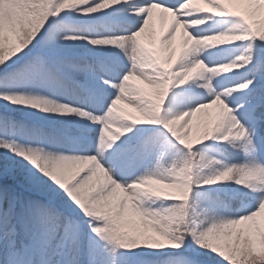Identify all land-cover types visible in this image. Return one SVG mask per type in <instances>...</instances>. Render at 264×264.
Returning <instances> with one entry per match:
<instances>
[{
    "label": "snow or ice",
    "instance_id": "snow-or-ice-1",
    "mask_svg": "<svg viewBox=\"0 0 264 264\" xmlns=\"http://www.w3.org/2000/svg\"><path fill=\"white\" fill-rule=\"evenodd\" d=\"M0 264H264V0H0Z\"/></svg>",
    "mask_w": 264,
    "mask_h": 264
},
{
    "label": "rangeland",
    "instance_id": "rangeland-1",
    "mask_svg": "<svg viewBox=\"0 0 264 264\" xmlns=\"http://www.w3.org/2000/svg\"><path fill=\"white\" fill-rule=\"evenodd\" d=\"M154 27L155 28H154L153 31H154V33H155V35L157 37L156 43H158V36H159L160 30H161V22H160V20L157 22V24ZM179 41H180V37H179V35H177V39H176V47H177V49L179 47ZM119 107L123 108V107H125V105L121 104ZM209 114L210 115H209V117H207V119H211V117L215 115V109H210L209 110ZM196 122H197L196 117H194L193 118V125L194 126H195Z\"/></svg>",
    "mask_w": 264,
    "mask_h": 264
},
{
    "label": "bare ground",
    "instance_id": "bare-ground-1",
    "mask_svg": "<svg viewBox=\"0 0 264 264\" xmlns=\"http://www.w3.org/2000/svg\"><path fill=\"white\" fill-rule=\"evenodd\" d=\"M159 21V18H156L155 20H154V22H153V24H152V29L154 30V26L157 24V22ZM142 41L146 44V45H148V46H150V47H154V46H158V43H156L155 45H153V44H149L148 43V36L147 35H144V36H142ZM128 111H131V109H128Z\"/></svg>",
    "mask_w": 264,
    "mask_h": 264
}]
</instances>
